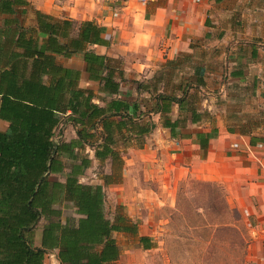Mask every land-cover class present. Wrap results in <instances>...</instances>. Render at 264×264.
Wrapping results in <instances>:
<instances>
[{"label": "crops", "instance_id": "0c3cea01", "mask_svg": "<svg viewBox=\"0 0 264 264\" xmlns=\"http://www.w3.org/2000/svg\"><path fill=\"white\" fill-rule=\"evenodd\" d=\"M103 1L0 0V43L16 40L20 33L38 37L37 11L77 24L94 22L110 45L89 48L121 63L128 81L122 83L120 97L131 102V112L135 103L152 111L155 129L150 134L119 143L118 157L106 161L111 168L101 178L91 183L80 178L103 186L111 223L123 227L126 219L136 231L112 233L119 257L107 264H124L131 249L128 238L143 251L158 250L156 231L141 205L148 201L151 207L162 199L176 206L180 184L189 179L226 188L233 207L248 216L254 238L249 264H264V0H127L114 14H106ZM14 49L20 50L12 45L3 52L10 56ZM57 62L79 71V87L93 91L94 102L104 105L83 53L57 57ZM155 77L162 79L158 93L185 94L183 101L158 102L131 82L154 84ZM160 105L163 110L157 111ZM70 126L73 139L76 130ZM8 128L0 119V131ZM89 158L99 162L94 152ZM111 201L120 208L109 211ZM43 221L34 233L36 247L42 246ZM61 221L66 222L63 216ZM143 237L149 238L150 248L144 249ZM58 253L46 254L44 264H62Z\"/></svg>", "mask_w": 264, "mask_h": 264}, {"label": "trees", "instance_id": "16d2710c", "mask_svg": "<svg viewBox=\"0 0 264 264\" xmlns=\"http://www.w3.org/2000/svg\"><path fill=\"white\" fill-rule=\"evenodd\" d=\"M36 16L38 37L20 33L16 40L0 43V119L9 123L7 131H0V264H44L55 249L62 264H107L119 257L112 233L136 231L126 219L121 227L106 218L103 186L80 182L92 165L81 152L89 147L100 163L117 158L119 143L155 129L152 111L135 103L131 112V102L120 97L121 85L128 81L121 63L89 48L110 45L103 28L38 11ZM12 45L20 50L4 54ZM78 53H83L90 79L100 84L103 106L94 102L93 91L79 87V71L57 62V57ZM154 80L131 82L158 102L183 101L185 94L158 93L162 79ZM64 123L74 127L76 137L57 141L56 130ZM64 174V181L53 180ZM104 180L109 184L108 176ZM68 204L80 217H68L63 224ZM43 220L42 246L36 247L34 233ZM141 241L144 249L150 248L148 237Z\"/></svg>", "mask_w": 264, "mask_h": 264}, {"label": "rangeland", "instance_id": "374dc122", "mask_svg": "<svg viewBox=\"0 0 264 264\" xmlns=\"http://www.w3.org/2000/svg\"><path fill=\"white\" fill-rule=\"evenodd\" d=\"M96 1L101 4V0ZM126 1L104 0L106 14L121 11ZM73 136L72 127L64 123L56 130L55 140H70ZM81 155L90 157L93 151L87 149ZM108 168L111 163L94 161L81 180L84 183L96 181ZM65 176L58 175L53 180L64 181ZM146 202L141 205L143 214L151 220L149 227L155 229L160 247L155 252L143 251L136 247V240L128 238L126 243L131 249L125 254L124 264H249L254 251L249 248L254 238L248 230V216L233 207L223 185L189 179L180 184L176 206H169L168 201L162 199L151 207ZM108 207L109 211L120 208L113 201ZM63 212V221L76 214L72 204L64 206ZM43 224L44 221L39 228Z\"/></svg>", "mask_w": 264, "mask_h": 264}, {"label": "water", "instance_id": "95a60500", "mask_svg": "<svg viewBox=\"0 0 264 264\" xmlns=\"http://www.w3.org/2000/svg\"><path fill=\"white\" fill-rule=\"evenodd\" d=\"M0 104H1V102H0Z\"/></svg>", "mask_w": 264, "mask_h": 264}]
</instances>
